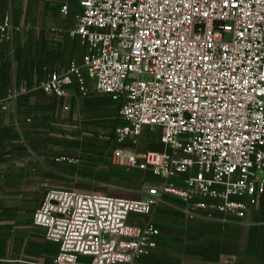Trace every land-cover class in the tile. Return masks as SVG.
<instances>
[{"label":"built area","instance_id":"obj_1","mask_svg":"<svg viewBox=\"0 0 264 264\" xmlns=\"http://www.w3.org/2000/svg\"><path fill=\"white\" fill-rule=\"evenodd\" d=\"M70 34L81 61L40 91L106 95L124 121L118 143L160 129L159 150L117 147L114 161L158 178L140 197L53 187L33 217L59 251L48 264H145L165 197L191 218L244 219L264 198V0H79ZM64 15L69 5L61 7ZM21 27L0 15V44ZM0 106L7 109L4 99ZM68 109V107H66ZM144 216V222L132 216ZM1 260V259H0Z\"/></svg>","mask_w":264,"mask_h":264},{"label":"crops","instance_id":"obj_2","mask_svg":"<svg viewBox=\"0 0 264 264\" xmlns=\"http://www.w3.org/2000/svg\"><path fill=\"white\" fill-rule=\"evenodd\" d=\"M59 1L69 5L67 15ZM79 11V0L52 1L43 8L39 0H0V15L10 14L21 27L12 43L0 44V98L7 104V109L0 106V264H48L59 251L33 221L47 190L55 187V167L49 156L44 160L32 152L29 142L34 116L54 114L60 98L34 91L14 100L11 94L81 61L83 47L70 34ZM77 95L75 84L61 100L71 102ZM176 225L160 228L158 247L145 264H264V198L244 219L182 217Z\"/></svg>","mask_w":264,"mask_h":264},{"label":"rangeland","instance_id":"obj_3","mask_svg":"<svg viewBox=\"0 0 264 264\" xmlns=\"http://www.w3.org/2000/svg\"><path fill=\"white\" fill-rule=\"evenodd\" d=\"M52 1L58 0H39V5L43 8ZM47 76L48 73L39 82ZM64 102L60 98L54 114L35 115L31 121L35 128L29 142L31 151L42 154L44 160L49 156L56 172L55 187L122 197L144 195L155 178L117 164L113 152L117 147L139 152L159 150L160 129L148 126L139 136L118 143L115 129L124 121L118 105L108 96L91 93ZM182 217L196 219L183 213L180 201L170 197H165L153 214L158 226L168 229L176 227L177 219Z\"/></svg>","mask_w":264,"mask_h":264}]
</instances>
